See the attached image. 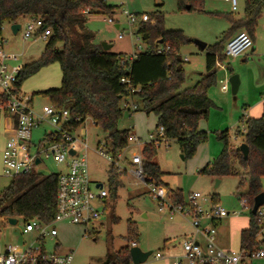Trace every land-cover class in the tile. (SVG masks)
<instances>
[{"label": "trees", "instance_id": "trees-1", "mask_svg": "<svg viewBox=\"0 0 264 264\" xmlns=\"http://www.w3.org/2000/svg\"><path fill=\"white\" fill-rule=\"evenodd\" d=\"M203 2L177 0V5L179 10L189 7L192 11L201 8ZM92 10L97 14L111 15L115 7L102 0H0V27L26 19H39L51 32L40 58L22 66L15 85L17 90L20 91L22 83L42 68L56 64L61 76L59 88L37 95L47 99L54 108L67 109L72 118H79L82 122L90 119L107 135L106 142L113 153L128 146L127 137L131 131H118L117 123L123 114L121 101L131 97L138 105L136 112L144 110L155 116V129L163 128L165 142L177 143L182 160L191 159L207 138V134L199 130V123L207 119L214 107L207 93L216 85L217 62L226 59L224 46L238 31H244L251 40L254 39L264 0H245L243 18L239 21L228 18L229 30L213 46L205 48V74L194 87L182 92L186 76L180 51L192 40L187 39L181 30H166L161 15L145 16L156 23H142L137 29L136 35L146 51L129 61L125 54L105 52L100 45L93 43V35L85 28L86 14ZM159 41L169 46L166 54L152 52ZM122 78H127L129 85L121 84ZM3 116L0 112V125ZM244 125L242 137L248 146L247 160L229 145L228 132L224 131L218 135L223 143L222 151L199 174L215 180L240 177L238 189L242 192L237 196L247 200L249 221L247 228L240 232L239 249L251 254L260 246L257 240L264 230V221L257 214H251L254 198L262 193L261 180L264 178V104L261 116L247 119ZM158 147L154 143L143 146L140 152L143 175L147 183L168 190L163 181L164 174L154 162ZM108 176V194L113 196L119 186L118 174L110 168ZM56 190V173L14 177L0 191V218H20L23 222L36 218L49 224L57 213ZM168 194L173 204L184 200L179 190H169ZM135 237L136 230L129 225L127 246L108 256L104 264H131L129 249L132 243L137 245L133 240Z\"/></svg>", "mask_w": 264, "mask_h": 264}, {"label": "rangeland", "instance_id": "rangeland-1", "mask_svg": "<svg viewBox=\"0 0 264 264\" xmlns=\"http://www.w3.org/2000/svg\"><path fill=\"white\" fill-rule=\"evenodd\" d=\"M102 1L115 7L114 13L101 15L92 10L87 16L85 28L93 35L95 45L101 46L106 43L111 46L109 49L111 53L129 56L136 52L138 43L130 34V30L133 33L136 32L140 27L138 21L142 16L161 15L162 25L166 30H181L187 39L192 40L180 51L182 59H187L183 66L186 81L180 92L194 87L200 80L199 74H205L206 71V50L201 51L194 41L205 44L206 48L213 46L229 30L227 29L228 18L239 19L244 16V0H237L236 12H232L230 4L224 0H204L201 8H195L192 11L179 10L177 0ZM123 11H127L136 19L130 30L122 14ZM108 18L120 25L119 31L106 23ZM147 18L146 23L150 25L156 23L155 20ZM119 33H124V37L118 39ZM2 38L6 51L19 56L12 65L19 66L38 60L47 43L41 40L34 42V39L24 41L21 32L12 34L9 25L3 26ZM255 41L260 48L264 49V10L257 20ZM216 71V85L207 93L214 107L209 111L207 119L200 122L201 130L207 133L206 141L197 147L195 155L187 161L181 159L179 147L175 141L162 143L157 148L154 162L164 174L163 181L170 190L181 191L184 198L192 192L200 193L208 200L215 199L218 206L230 213V216L223 220L216 237L222 248L236 253L239 251V232L247 228L249 221V213L241 212L239 204L241 198L237 196L242 192L238 189L240 177H224L215 187L216 180L199 174V171L208 162L216 159L222 151L223 143L218 139L220 133L228 132V142L233 149L243 144L244 123L247 119L254 118L251 115L257 113V109L254 108L256 103L264 101V56L252 57V53L248 50L237 59L218 61ZM232 75H237L240 81L235 98L230 93L228 83ZM60 78L59 66L51 64L22 83L20 91L32 95L33 111L38 116L42 115L44 106L51 104L37 93L59 88ZM155 125V116L147 114L144 110L131 115L123 112L117 123V130H130L140 138L141 142L147 143L149 135L157 133ZM82 128L86 131L83 140L89 148L91 180L103 184L109 192L110 167L92 152L98 143L106 141L107 135L94 126L90 119L85 120ZM2 129L1 123L0 191L6 188L11 180L2 175L1 156L6 147V137ZM52 130L48 123H43L32 131L31 142L36 144L44 134ZM76 134L79 135V130ZM142 149L143 146L138 149L136 146H131L130 152L126 153L127 160L122 165L125 172L117 173L119 186L115 195H109L107 202L110 209L107 215L103 216L96 226L89 227L86 235L81 226L68 223L56 224L57 237L52 240L47 239L44 244L47 252H53L54 244L57 242L59 253H73L70 264H104L108 256L127 246V228L133 225L136 230V237L133 240L137 243V247L142 252L151 253L142 264H171V260L156 261L153 255L157 252L169 255L168 246H177L179 241L188 236L192 228L188 225V220L180 215H174L170 219L165 209L159 211L157 201L151 198V190L143 181L129 173L131 152H141ZM43 167L48 173H56L60 169L52 160L43 161ZM261 186L264 193V178L261 180ZM15 220L16 224L12 226L0 219V247L9 244L18 246L24 243L30 244L26 237L20 235V230L23 228L22 219L15 218ZM251 264H264V259L253 260Z\"/></svg>", "mask_w": 264, "mask_h": 264}, {"label": "built area", "instance_id": "built-area-1", "mask_svg": "<svg viewBox=\"0 0 264 264\" xmlns=\"http://www.w3.org/2000/svg\"><path fill=\"white\" fill-rule=\"evenodd\" d=\"M226 1L230 3L232 12H236L237 0ZM122 14L130 30L136 19L127 11H123ZM147 19L145 16L141 17L138 25L146 23ZM106 23L114 27L117 25L119 31L120 25L111 18L106 19ZM18 24H20L18 32H21L24 41L34 39L47 42L51 36L50 30L44 28L43 21L39 19H26ZM2 31L3 26L0 27V112L4 114L2 132L6 137V147L1 156L2 175L10 179L30 174L51 175L52 173H48L43 167V161L48 160H52L60 169L56 172L55 219L49 224H44L36 218L23 222L20 235L26 237L30 244L24 243L21 246L9 244L0 247V264H70L72 252L59 253L57 242L54 244V251L47 252L44 248L45 242L47 239L57 237L55 225L61 223L81 226L86 235L89 227L96 226L101 218L107 215L110 209L107 202L109 194L103 184L91 180L89 148L83 140L86 136V131L82 128L85 121L72 118L67 109H58L51 105L42 108L41 116L33 111L32 95L18 91L15 86L22 67L12 65L18 60V56L6 51ZM130 32L138 44L136 52L127 56L129 61L146 51L136 32L133 33L131 30ZM124 35L119 33L118 39ZM252 45L248 34L244 31L239 32L225 44L223 56L226 59L239 58L250 50ZM168 51V45L159 43L152 50L158 55L166 54ZM183 61L186 62L187 59L184 58ZM120 83L129 85V80L122 78ZM121 110L131 115L138 110V105L131 97H127L121 101ZM43 123H48L53 130L33 144L32 131ZM78 130L79 135L76 134ZM148 138L149 142L146 144L154 143L160 146L165 143L163 128H159L156 135L150 134ZM127 143L126 149L113 153L105 141L98 143L92 152L117 173L125 172L122 165L127 160L125 155L130 152L131 146L138 149L146 145L133 133L127 137ZM37 160L38 164L35 163ZM129 163L131 165L129 173L143 181L151 190V198L157 201L158 210L165 209L170 219L174 215H180L188 220L193 230L192 235L185 236L175 246L176 253L167 255L157 252L153 255L154 260H171V264H251L253 260L264 259V230L257 240L260 246L251 254L240 250L236 253L222 250L216 245L215 223L229 217L230 213L212 199L208 200L196 192L189 193L182 203L173 204L166 189L157 188L145 181L139 151L131 152ZM98 184L101 187H97ZM239 204L241 212H248L246 198H241ZM256 214L264 221V206L258 208ZM233 215L236 216L235 213ZM0 219L7 221L8 218ZM133 247L137 245L132 243L130 248Z\"/></svg>", "mask_w": 264, "mask_h": 264}, {"label": "water", "instance_id": "water-1", "mask_svg": "<svg viewBox=\"0 0 264 264\" xmlns=\"http://www.w3.org/2000/svg\"><path fill=\"white\" fill-rule=\"evenodd\" d=\"M186 10H189V7H186ZM115 29H118L117 25L115 26ZM10 30H11L13 35H16L18 33V31L20 30V24L11 25ZM162 43H163L162 41H159V44H162ZM194 43L202 51L206 47L205 44H203L199 41H194ZM101 47H102L103 51H105V52L109 51V49L111 48V46L107 45L106 43H103L101 45ZM228 83L230 86V93L233 97H235L237 92H238V88H239V84H240L238 76L232 75L229 78ZM236 151L242 155L243 160H247L248 146L246 144L243 143L240 146H238L236 148ZM35 163L38 164L39 161L37 160ZM218 184H219V180H216L215 187H217ZM97 187H101V185L98 184ZM262 206H264V193H261L254 198L251 214L255 215L258 208H260ZM7 222H8V224H10L12 226H14L16 224V220L14 218H8ZM150 254H151L150 252H142L138 247H133V248L129 249V256H130L131 264H142V263H144L148 259Z\"/></svg>", "mask_w": 264, "mask_h": 264}, {"label": "crops", "instance_id": "crops-1", "mask_svg": "<svg viewBox=\"0 0 264 264\" xmlns=\"http://www.w3.org/2000/svg\"><path fill=\"white\" fill-rule=\"evenodd\" d=\"M227 4H230V3H228L226 0H224ZM231 7V6H230ZM237 7H238V5H237ZM244 8H245V0H244ZM232 11V10H231ZM88 15H90V14H86V17L88 16ZM261 15V14H260ZM260 15L258 16V18L260 17ZM243 18V17H242ZM242 18H239V19H235V18H232L234 21H239V20H241ZM258 18H257V20H258ZM257 25V24H256ZM230 28V24L229 25H227V29H229ZM240 31H238V32H236V33H234L233 34V36L231 37V38H233L237 33H239ZM32 40V39H31ZM34 42L36 41V40H33ZM252 43H253V45H252V48L250 49V52L252 53V57H262V56H264V49H262V48H260L259 47V45H258V43L255 41V34H254V39L252 40ZM206 46V45H205ZM206 48V47H205ZM6 49V48H5ZM205 50V49H204ZM203 50V51H204ZM202 51V50H201ZM245 54V53H244ZM18 56V55H17ZM18 59H19V56H18ZM237 59V58H236ZM22 67V66H21ZM202 75L203 74H199V77L201 78L202 77ZM199 78V79H200ZM233 98H235V97H233ZM263 104H264V101H260V102H257L256 103V105L254 106V108H256L257 109V113L255 114V115H251L252 117H254V118H258V117H260L261 116V114H262V108H263ZM199 130L201 131V132H205V130H201V126H200V123H199ZM206 133V132H205ZM207 134V133H206ZM143 143V142H142ZM144 144H146V142H144ZM210 162H208L207 164H209ZM206 164V165H207ZM205 165V166H206ZM204 166V167H205ZM130 167H131V165H130ZM263 179V178H262ZM219 184H220V180H219ZM218 184V185H219ZM169 189V188H168ZM170 190V189H169ZM173 191H176V190H173ZM167 192H168V190H167ZM223 220L224 219H222L221 221H219V222H217V223H215V226H216V231L218 232L219 231V229L221 228V225H222V222H223ZM189 225V224H188ZM190 226V225H189ZM193 230L191 229L190 230V232H189V234H188V236L189 235H192V232ZM242 230H240V232H241ZM192 232V233H191ZM240 232H239V235H240ZM218 235V233H216V236ZM216 245L220 248V249H222V250H225V251H229L228 249H226V248H222L220 245H219V243H218V241H217V237H216ZM240 250V249H239ZM167 252H169V254H174L175 252H176V248H175V246L174 245H171V246H168V248H167ZM166 261V260H165ZM165 261H162V262H165Z\"/></svg>", "mask_w": 264, "mask_h": 264}]
</instances>
